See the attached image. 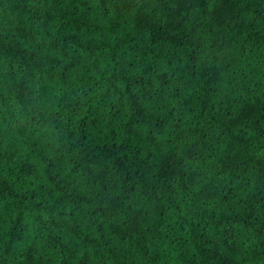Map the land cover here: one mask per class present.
I'll return each mask as SVG.
<instances>
[{"label":"trees","instance_id":"1","mask_svg":"<svg viewBox=\"0 0 264 264\" xmlns=\"http://www.w3.org/2000/svg\"><path fill=\"white\" fill-rule=\"evenodd\" d=\"M0 264H264V0H0Z\"/></svg>","mask_w":264,"mask_h":264}]
</instances>
